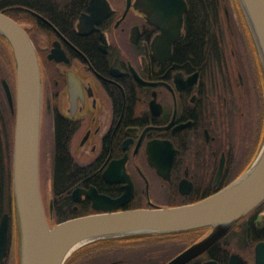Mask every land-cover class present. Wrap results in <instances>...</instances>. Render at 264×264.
Masks as SVG:
<instances>
[{
  "label": "flooded vegetation",
  "instance_id": "flooded-vegetation-1",
  "mask_svg": "<svg viewBox=\"0 0 264 264\" xmlns=\"http://www.w3.org/2000/svg\"><path fill=\"white\" fill-rule=\"evenodd\" d=\"M136 1L0 0V11L28 33L39 64V181L51 191L47 211L42 196L48 221L62 209L59 187L68 190L76 213L95 212L84 192L74 198L76 188L94 187L114 199L129 190L123 208L196 202L240 176L260 137L263 142L262 97L253 75L248 78L246 49L237 43L228 56L224 37L212 32L202 55L183 52L187 0L181 25ZM231 9L227 24L237 41L234 26L240 24ZM0 45L9 46L1 33ZM1 51L0 126L13 119L14 133L2 80L15 105V65L10 78ZM17 236L10 226L0 264L12 263ZM221 239L223 264L233 255L257 264L264 202Z\"/></svg>",
  "mask_w": 264,
  "mask_h": 264
},
{
  "label": "water",
  "instance_id": "water-1",
  "mask_svg": "<svg viewBox=\"0 0 264 264\" xmlns=\"http://www.w3.org/2000/svg\"><path fill=\"white\" fill-rule=\"evenodd\" d=\"M252 34L264 72V0H238ZM153 4L161 16H175L182 24L185 0H137ZM0 33L13 54L16 78L15 105L10 87L2 80L15 114L13 133L12 188L19 232L20 264H65L80 246L101 238L140 234H163L210 227L164 264H185L208 250L234 225L264 202V139L249 167L233 182L196 202L168 207L123 208L129 190L119 198L99 194L94 187L84 192L95 212L50 225L39 181L40 70L34 45L24 27L0 11ZM222 166V165H221ZM221 167L217 173V178ZM10 215L0 218V259L7 254ZM236 260V261H234ZM256 262L264 264V251L256 247ZM204 264H219L208 259ZM230 264H243L232 256Z\"/></svg>",
  "mask_w": 264,
  "mask_h": 264
},
{
  "label": "trees",
  "instance_id": "trees-1",
  "mask_svg": "<svg viewBox=\"0 0 264 264\" xmlns=\"http://www.w3.org/2000/svg\"><path fill=\"white\" fill-rule=\"evenodd\" d=\"M187 2L189 8L186 14V37L183 44L185 50L183 52L188 51L189 54L199 53L202 55L203 51H207L214 38L213 27L219 23L218 3L217 0H187ZM227 2L235 8L238 16L240 29L235 26L234 29L237 33L239 47L246 49L245 57H242L248 61V78L251 79L253 75L259 95L262 97L264 119V72L261 61L239 1L227 0ZM0 49L2 53L6 54L5 61L8 65V73L11 74L14 72V60L10 47L0 45ZM251 67L252 71H250ZM249 71L252 73L251 75ZM13 123L12 119L10 122L8 121L5 128L0 127V217L5 211L11 214L13 220L11 230H15L14 226L16 225L12 188ZM261 142L262 137L258 142L255 155L259 151ZM64 165L68 166V163L65 162ZM56 191L58 192V201L63 202V204H61V211L59 210L50 217L54 224L91 212L90 209L82 208H79L77 213L74 212V203L68 197V190H61L59 187ZM209 229L210 227H202L174 233L101 238L77 248L68 257L65 264H164L192 243L201 239ZM221 241L223 240H218L208 250L185 264H203L208 258H213L223 264L224 261L220 259L224 251ZM11 262V264H19V247L15 252L13 251Z\"/></svg>",
  "mask_w": 264,
  "mask_h": 264
},
{
  "label": "rangeland",
  "instance_id": "rangeland-1",
  "mask_svg": "<svg viewBox=\"0 0 264 264\" xmlns=\"http://www.w3.org/2000/svg\"><path fill=\"white\" fill-rule=\"evenodd\" d=\"M217 1H218V7H219V14H218L219 23L213 27V32L216 33V34L218 33V35L220 37L221 36L224 37L225 40H224L223 44L225 45V47L227 49V52H228V56H229L230 53H232V51L235 52L238 49V45H237L238 39L236 41V36L230 33V31H229L230 29H229L228 24H227L228 21H227V18H226V14H227V12L229 10H230V15L231 16H232V14L234 12L231 9L232 8L231 3L228 4L227 0H217ZM225 9H227V10L225 11ZM234 15H235V13H234ZM223 33L225 34V36H224ZM9 77L11 78L12 75L9 74ZM10 78H8V79H10ZM40 188H41V192L43 194L42 196H43L44 203L46 205V211H47V200L49 198V194H50L51 191H50V188H49L48 184H43V185L40 186ZM158 202H159V204H161V207H163V205L165 204L164 200H158ZM49 222L54 225V223L51 222V220H49ZM14 229H15V233H17V235H18L17 237L19 238V232H18V228L16 227V225L14 226ZM116 264H121V263H116Z\"/></svg>",
  "mask_w": 264,
  "mask_h": 264
}]
</instances>
